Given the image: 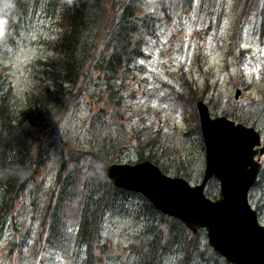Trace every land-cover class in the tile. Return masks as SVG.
Segmentation results:
<instances>
[{
  "label": "rangeland",
  "instance_id": "374dc122",
  "mask_svg": "<svg viewBox=\"0 0 264 264\" xmlns=\"http://www.w3.org/2000/svg\"><path fill=\"white\" fill-rule=\"evenodd\" d=\"M107 4L112 8L116 0ZM143 13L158 21L154 36L141 32V56L129 68L109 73L88 67L61 120H48L42 115L46 109L40 110L37 103L35 111L41 116L34 120L37 140L30 151L40 148L42 163L33 184L28 182L21 194L20 185L16 187L17 196L9 200L11 214L0 218V264L86 263L88 254L74 244L69 227L57 244L48 245L44 235L39 239L32 206L36 186L42 184V196L49 193L63 167V173L71 169L76 152H92L95 161L114 159L115 164L148 160L170 177L186 174L196 185L205 169L197 101L212 117L255 128L262 136L256 150L263 148L264 0H194L191 9L170 0L146 4ZM0 16V99L6 95L8 114L20 125V116L40 99L41 64L51 55L56 21L48 0H0ZM263 161L264 156L261 180L250 190L249 202L264 226ZM211 191L218 199V183ZM137 203L127 198L104 217L101 239L93 244V264H136L137 250L147 245L137 236L148 223L138 215L142 211ZM172 250L163 264L178 260ZM199 263L200 257L191 262Z\"/></svg>",
  "mask_w": 264,
  "mask_h": 264
},
{
  "label": "trees",
  "instance_id": "16d2710c",
  "mask_svg": "<svg viewBox=\"0 0 264 264\" xmlns=\"http://www.w3.org/2000/svg\"><path fill=\"white\" fill-rule=\"evenodd\" d=\"M107 1L48 0L56 21V34L49 49L51 55L41 64L44 83L39 90L40 99L33 101L35 107H29L30 110L20 116V125H14L8 114L6 95L0 99V187H4L0 218L8 212L11 214L9 200L17 196L16 187L20 185L21 194L28 182L33 184L34 175L42 163V150L30 151L37 140L34 120L41 116L35 111L37 103L40 110L46 109V113H41L48 120L52 117L61 120L73 105V90L86 78L88 67L96 65L109 73L129 68L141 56V32L154 36L158 21L153 15L143 13V7L170 0H116L112 8L108 7ZM175 1L187 9H191L194 3V0ZM197 133L201 138L199 130ZM75 154L71 169L63 173V167L49 193L42 196V184L36 186L32 206L37 213L39 239L44 235L48 245L57 244L66 236L64 232L69 227L74 232V244L88 254L85 264H93V244L101 239L104 217L116 204L132 198L137 200L136 207L142 211L138 215L148 221L141 235L137 236L147 245L142 244L140 248L143 249L137 250L136 264H163V258L172 249L179 258L168 264H191L199 257L202 258L199 264H232L207 242L202 245L203 230L191 232L178 220L155 210L142 196L115 188L105 175L106 167L113 165L114 159L95 161L92 152ZM4 160L10 161L9 164ZM159 169L165 174V169ZM261 176L262 172L258 180ZM182 178L190 181L186 174ZM216 182L214 179L208 182L207 197H213L211 186Z\"/></svg>",
  "mask_w": 264,
  "mask_h": 264
},
{
  "label": "water",
  "instance_id": "95a60500",
  "mask_svg": "<svg viewBox=\"0 0 264 264\" xmlns=\"http://www.w3.org/2000/svg\"><path fill=\"white\" fill-rule=\"evenodd\" d=\"M238 95L236 91L234 98ZM196 111L205 153L199 184L170 177L148 161L110 165L106 178L115 188L142 196L189 231H205L209 246L226 261L264 264V226L248 201L260 168V159L254 158L264 154V146L255 149L260 134L225 117L212 118L203 102H196ZM211 179L219 185V198L214 201L204 194Z\"/></svg>",
  "mask_w": 264,
  "mask_h": 264
},
{
  "label": "clouds",
  "instance_id": "9594fccd",
  "mask_svg": "<svg viewBox=\"0 0 264 264\" xmlns=\"http://www.w3.org/2000/svg\"><path fill=\"white\" fill-rule=\"evenodd\" d=\"M69 2H71V0H69ZM3 20H4V17L0 16V23H2ZM5 27H6V25H5Z\"/></svg>",
  "mask_w": 264,
  "mask_h": 264
},
{
  "label": "flooded vegetation",
  "instance_id": "af4514ba",
  "mask_svg": "<svg viewBox=\"0 0 264 264\" xmlns=\"http://www.w3.org/2000/svg\"><path fill=\"white\" fill-rule=\"evenodd\" d=\"M261 159H262V157H261Z\"/></svg>",
  "mask_w": 264,
  "mask_h": 264
}]
</instances>
